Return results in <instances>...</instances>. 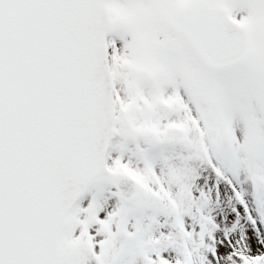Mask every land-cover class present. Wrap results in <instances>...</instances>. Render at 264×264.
<instances>
[{
    "label": "snow or ice",
    "instance_id": "snow-or-ice-1",
    "mask_svg": "<svg viewBox=\"0 0 264 264\" xmlns=\"http://www.w3.org/2000/svg\"><path fill=\"white\" fill-rule=\"evenodd\" d=\"M0 264H264V0H0Z\"/></svg>",
    "mask_w": 264,
    "mask_h": 264
}]
</instances>
